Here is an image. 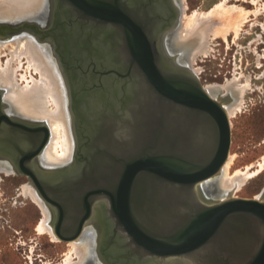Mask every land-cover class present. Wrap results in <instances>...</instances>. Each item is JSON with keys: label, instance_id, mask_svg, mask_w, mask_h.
<instances>
[{"label": "water", "instance_id": "1", "mask_svg": "<svg viewBox=\"0 0 264 264\" xmlns=\"http://www.w3.org/2000/svg\"><path fill=\"white\" fill-rule=\"evenodd\" d=\"M53 3L42 20L0 21V29L10 32L0 35L65 40L66 56L54 43L52 50L83 83L72 97L75 170L58 169L51 178L38 173L34 163L49 136L44 123L1 114L0 130L4 117L16 151L12 168L29 178L52 210L57 237L71 241L87 228L94 235L100 230L94 252L111 264H264V190L258 198L203 192L202 183L219 174L230 153L224 104L232 97L213 98L189 64L164 46L167 56L162 53L160 37L179 12H154L153 0ZM67 28L79 29L82 38L66 35ZM93 40L101 44L93 48ZM70 43L87 60L73 63ZM82 92L99 93L101 107L93 115L79 110ZM115 246L116 256L110 251Z\"/></svg>", "mask_w": 264, "mask_h": 264}, {"label": "rangeland", "instance_id": "2", "mask_svg": "<svg viewBox=\"0 0 264 264\" xmlns=\"http://www.w3.org/2000/svg\"><path fill=\"white\" fill-rule=\"evenodd\" d=\"M173 1L177 4L180 3L181 8L179 15L174 21L175 23L169 27L170 30L174 29L175 34L181 32V27L186 25V20L183 16L186 15L188 17L196 12L207 16L206 20L208 21L204 22L202 28L210 24L217 26L220 23H227V20L230 23L229 27L226 28V33L224 32L225 36L222 34L215 36L213 32L207 33V30L205 33H207L208 37L205 45H208V47H206L205 53H198L194 58L191 45L184 48L180 47L177 51L178 53L173 52L166 46L164 47L171 56L175 59L177 57L180 63L189 64L205 88L206 86H208L207 89L220 88L219 95L227 96L228 99L230 98L228 95H230L232 97L230 100L231 104L235 102L234 96L226 88L237 84L242 89H246L245 91L243 90L245 93L241 91L243 97H240L243 99H241L242 101L240 100L242 103L239 102L241 103L240 110H237L234 116L229 115L232 132L229 155L232 154L235 158V162L229 172L232 175L236 170L245 171L247 168H250L252 173L258 171L247 179V185L242 187L244 189L236 190L233 194L237 197L257 198L264 190V168L260 169L258 167V162H261L264 158V0ZM223 6L227 8L228 12L225 10L227 13L235 9L241 12V15H244L246 11L245 17L238 16L239 13L237 11L230 12L233 14L237 12L234 15L240 17H237L240 20L243 17L242 22H239L240 29L238 28V19L236 17H234L235 20L231 19L233 17L230 18L232 21L237 20L235 24L234 22L231 23L229 18L225 19L227 15L224 18L222 14H225L223 13L225 11L222 9V12L219 9L224 8ZM235 6L238 8L236 9ZM213 8L217 10H212ZM0 21L2 20L0 19ZM184 22L185 25H183ZM232 24L236 26L233 28L236 29L237 33H235L234 29H231L232 26L230 25ZM3 31L10 33L3 28L0 29V34ZM224 37L226 38L224 39ZM39 42L46 50L51 51L55 58L56 56L58 57V54L51 50L53 48L51 47L52 45L42 39ZM162 46L163 35L160 37V47L162 53L167 56ZM3 48L4 46L0 47V63L4 65L9 56L11 57L9 53L11 50L5 48L3 50ZM182 50L183 54H187V52L189 56L192 54L190 63L189 59L187 62L181 60L182 55L180 54ZM186 54L183 56H186ZM19 58L16 57L14 58L15 60L13 59L14 61L12 60V67L15 70L17 79H21L19 80L20 84L24 85L26 83L25 79L22 78L24 73H26L24 75H27L28 80L32 75L38 79V73L28 66L27 58L25 56ZM58 59L56 58L59 64L60 61ZM60 65L61 63L59 68L62 70ZM226 84L228 86L224 87ZM28 183L32 184L26 175L16 173L14 170L0 172V264H62L68 250L71 248L70 241H62L57 235L54 241L49 232H40L38 230L39 223L44 219V214L37 202L24 195V186ZM33 187L36 189L34 185ZM225 195L222 193L220 196ZM41 199L43 200L42 197ZM74 260H77L75 255ZM106 262L111 264L109 261Z\"/></svg>", "mask_w": 264, "mask_h": 264}, {"label": "bare ground", "instance_id": "3", "mask_svg": "<svg viewBox=\"0 0 264 264\" xmlns=\"http://www.w3.org/2000/svg\"><path fill=\"white\" fill-rule=\"evenodd\" d=\"M48 2L49 0H0V19L6 22H16L21 20H29V21L42 20L45 16ZM223 3L225 4V2ZM51 4H54L53 0ZM235 7L236 9L238 8L237 6ZM51 8L52 11L50 15L52 16L53 7L51 6ZM214 8L212 10H215ZM224 8H219V9H221V11L222 9L225 11L227 8L226 7ZM241 9L243 8L241 7ZM226 11L228 12V10ZM226 11L225 12L222 11L223 13H225L222 14L224 15V18L226 17L225 15H227V18L225 19L228 18L230 19L231 17H233L231 18L233 20H235L234 17H236L235 15L237 14V12L239 13L238 16L240 15L243 17H245L244 15L246 13V11L244 10L245 13L242 11L244 15H241L242 14L241 12L233 9V11L231 10L232 12L237 11L236 14L234 13L235 14L234 15L233 13H230L231 12L230 10H229L230 14L227 13ZM231 14H233V16H231ZM203 15L204 14L197 12L194 14L192 13L188 17L184 15L183 17L186 20V25L185 22L183 25H185V27L184 26L181 27V32H178L176 34L174 32V29L172 30H170V28L167 29L165 31L163 38V46H166L170 50H173V52L178 53L177 51L179 50L180 47L184 48V47H189V45H191L194 53L193 58L198 53L199 54L201 53L203 54V52L205 53L206 47H208V45L207 46L205 45V42H207V37H208L207 33L213 32L215 36L216 35L218 36V34H222L223 36H225L226 35L225 33L227 31L226 28L229 27L230 23L228 22V20L227 23L222 20L224 22L223 24L220 23L217 26L210 24L207 26L208 28L207 27L202 28L204 22L208 21L206 20L207 16H203ZM237 17L236 19L240 18ZM243 17H241V20L238 19V22L237 20L232 21L231 19L229 21L231 23L234 22V24L235 22H237L239 28L240 27L239 22H242ZM224 24L225 26H223ZM234 24L230 25L232 26V28L230 27L231 29H234L233 27H236L233 26ZM84 30L89 31V29L87 28H85ZM84 30L83 32H85ZM234 30L235 33H237L236 29ZM70 31L71 30L67 28L65 29L64 32L66 35L67 34L70 35L71 33H68ZM206 31L207 33H205ZM225 38L226 37H224V39ZM95 41H96V45L101 44V41L93 40L91 43L92 47H94ZM2 45L4 46L5 49L11 50L10 52L8 51L11 54V57L9 56V58L7 59L4 65L0 63V90L2 91L3 101L7 105L9 113L12 112L11 114H15L21 118H25L30 121L44 123V125L47 127L49 133L48 141L45 144L40 155L37 157L36 163L34 164L36 165V167L39 168L40 171L38 173L41 176L43 174L47 175L50 172L55 173L56 171H58V169H63L62 168L63 166L69 165L72 162L74 150L76 151L75 149L76 138L72 126L73 115L71 111L72 109H70L71 106L68 98L67 78L64 72L59 68V64L57 63L56 60L57 56L55 55L56 56L55 58L52 55L51 51L46 50L33 34L18 33L15 34L14 36H0V47H3ZM185 54H183V50H182L180 54L182 55L181 60L183 62H187L189 59V63H190L192 54L189 56L188 55L189 53L187 52L186 56H183ZM22 56H25L27 58L26 60L28 61L29 64L28 66L31 67L39 75L38 79H36L32 75L28 80L26 77L27 75H24L26 73H24L22 75V78L25 79L26 81L24 85L20 84L19 80L21 79L19 80L17 79L15 70L12 67V62L15 60L14 58L16 57L21 58ZM71 56L73 58H77L76 56H74L73 51ZM79 59L82 61L85 60L82 58ZM226 86L228 85L226 84L224 87ZM236 86L226 88L228 92H230L234 96L235 102L231 104L230 101L227 102L226 99L223 100L226 101L224 107L228 115L230 116L231 115L234 116L236 111L240 110V105L242 103L241 99H243L242 94L245 93L244 91L246 90V89L245 90L242 89L239 86H237L239 87L237 88ZM207 87L208 86L204 88L210 94V96H212L213 98L219 97L218 95L220 88L207 89ZM241 91H243V93ZM222 97H227V96H222ZM234 162H235L234 155L230 154L229 158L226 160L219 174L215 176L214 179L205 180L202 183L203 192L211 197H218L222 195V193H224L226 194L225 195L226 197L228 195H233L236 190L244 189L242 187L247 185L246 183L247 179L251 175H253L255 171L252 173L250 171V168H247L245 171L239 169L236 170L235 173L231 175L229 171L232 165L234 164ZM258 164L257 165L260 169L264 168V158L261 162H258ZM12 166H13V161L11 164L7 162L5 163L0 162V172L1 171L9 172L10 170H14ZM257 172L258 171H256L255 173ZM23 191H24V195L32 198L42 208L44 219L39 223L38 230L40 232L41 231L49 232L51 234L50 236H52L53 240L55 241L57 237L54 232L53 221L51 222L50 220L51 218H53L54 215L52 213V210L50 209V207L47 205L46 202L44 203L43 201L44 199L43 200L41 199L40 197L41 195L39 196V194L37 193L36 189L33 187L32 184L30 183L26 184L24 186ZM96 244H97V238L95 237L93 230L89 228L85 229L78 238L70 241L71 248L70 250H68V253L66 254V257L62 262V264H109L108 262L104 261V259H102V256L99 252L97 254L96 251L94 252V248L96 250ZM113 249H111L110 251L115 252L113 255L116 256V252L118 249H116V246ZM74 255L77 258V260H74ZM126 257L131 260H134L133 257L129 255ZM144 264H187V263L184 261L165 260V261L157 262L156 260H152L147 262L145 261Z\"/></svg>", "mask_w": 264, "mask_h": 264}, {"label": "flooded vegetation", "instance_id": "4", "mask_svg": "<svg viewBox=\"0 0 264 264\" xmlns=\"http://www.w3.org/2000/svg\"><path fill=\"white\" fill-rule=\"evenodd\" d=\"M166 2V3H165ZM153 3L154 4H151L153 7L151 8L152 9V11H154V12H160V13H162V14H172L173 15V12L175 13H177V12H179V6H180V3L179 4H177L176 2H174L173 0H153ZM163 3V4H162ZM164 3H165V5H164ZM163 5V6H162ZM162 6V7H161ZM158 8H161V9H158ZM48 13V12H47ZM49 13H50V11H49ZM175 19L176 18H174V21H175ZM41 22V21H40ZM175 22H173L172 23V25L174 24ZM84 30V29H83ZM85 31V30H84ZM68 33H71L69 36H75V38L76 39H78V38H80L81 36H78V34L80 33V31H79V29H75V30H71L70 32H68ZM82 38V37H81ZM56 39V38H55ZM55 39H54V37L52 36V35H50L49 37H47L45 40L47 41V42H49V44L51 45L52 43H54V46H55V48L56 49H58V51H59V54H60V52H62V54L63 55H65L66 56V53H67V49H66V47H63V44H64V39H62V37L60 36V35H58V38L56 39V41H55ZM73 40V39H72ZM70 46H72V51H73V53H74V56H76L77 58H74L73 59V63H78L77 62V59H79V58H82V59H85V60H87L86 58H87V53L86 52H84V51H80V53H77L76 51H77V47L76 46H74L73 44H71L70 43ZM75 48V49H74ZM93 48H96V41L94 42V47ZM59 54H58V57H59V59H58V57H57V59H58V61H60V56H59ZM61 63V65H60V67L62 68V70H63V72H64V74H65V76H66V78H67V88H68V98H69V103H70V109H72V107H74V104L76 103V102H74V99H72V97H73V94H78V90L79 89H82V85H83V83L82 82H80V80H78V83H77V81H74V79H73V76H71V71H70V69H66L67 67V65L66 64H64V63H62L61 61L59 62V64ZM84 66H86V65H84ZM79 74V73H78ZM79 77H78V79H80V77L81 76H84V74H80V75H78ZM89 86H91L92 87V85L91 84H88ZM0 92H1V94H2V91L0 90ZM85 94V96H84V101H83V103L81 104V106H79V110H81V111H83V112H85V113H87V114H89V115H93L94 113H96L99 109H100V107H101V104H100V102H99V100H98V92L97 93H94V92H91V93H87V92H82V94ZM70 94V95H69ZM81 94V93H80ZM1 97H2V95H1ZM2 104H5L4 103V101H3V98H2ZM84 107V108H83ZM83 109V110H82ZM90 110V111H89ZM72 111V110H71ZM9 110H8V108H7V105L5 104V106H1L0 107V115L1 114H3V116L5 117V116H10V118H11V113H9ZM72 115H73V117H72V126H73V131L75 130V128H74V125H76V122H77V120H78V117H75V115L73 114V112H72ZM3 117V121L1 122V126H2V129L0 130V162H7V163H12V159H14V156H15V153H16V151H15V149L14 148H12V145H11V137H12V133H11V131H10V126L11 125H8L7 123H6V121H4V118ZM74 135H75V138L77 139V137H76V134H75V131H74ZM80 137V136H79ZM76 139H75V149H76ZM77 157V154L75 153V150H74V155H73V160H72V162L69 164V165H66V166H63L62 168H65V169H68L69 167L74 171L75 170V163H74V161L76 162V158ZM11 159V160H10ZM58 168V167H57ZM61 168V167H60ZM58 172H60V171H57V172H55V173H58ZM48 175H50V177L49 178H51L53 175H54V172H50V173H48L47 175H45L46 177L48 176ZM30 181V180H29ZM98 216V218H100V216H99V213H98V211H96L95 212V216ZM96 216V217H97ZM54 218H55V216L53 215V218H51V222L52 221H54ZM95 222H97V220L96 219H94L93 220V222H91L93 225H94V227L95 228H97V227H99L98 226V223H96L95 224ZM96 225V226H95ZM100 230H98L97 232H96V234H95V237L97 238V244H98V239H102L101 237V234H100ZM112 253L114 254L115 252H113L112 251ZM225 255L223 254L221 257H219V259L221 260V261H225L226 259H225V257H224ZM102 259H104L103 257H102ZM104 261H105V259H104ZM227 262V264H233V261L230 259H228V260H226Z\"/></svg>", "mask_w": 264, "mask_h": 264}]
</instances>
